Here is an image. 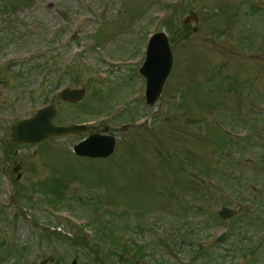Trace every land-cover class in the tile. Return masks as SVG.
<instances>
[{
    "label": "rangeland",
    "instance_id": "obj_1",
    "mask_svg": "<svg viewBox=\"0 0 264 264\" xmlns=\"http://www.w3.org/2000/svg\"><path fill=\"white\" fill-rule=\"evenodd\" d=\"M161 31L173 67L148 106L138 72ZM65 86L84 99L63 102ZM47 105L56 125L112 135L114 153L76 156L88 132L17 143L13 125ZM17 151L59 188L58 210L30 213L75 228L89 264H264V0H0V159ZM13 213L0 236L35 255L42 233Z\"/></svg>",
    "mask_w": 264,
    "mask_h": 264
},
{
    "label": "flooded vegetation",
    "instance_id": "obj_2",
    "mask_svg": "<svg viewBox=\"0 0 264 264\" xmlns=\"http://www.w3.org/2000/svg\"><path fill=\"white\" fill-rule=\"evenodd\" d=\"M6 156V155H5ZM39 163L38 160L35 161L34 166ZM28 165L25 158L19 155L18 151L16 152V157L9 160L7 156L4 161L0 159V184L2 185V192L0 186V217L3 222L8 220L4 219V212L13 213L10 216V221L12 224H16L17 218H22L26 223L31 224L35 229L41 228V224L48 226V222H42L40 219L36 218L30 213L31 205L42 209L43 201L38 199V194L50 193L53 191V188L50 186L51 183H54L52 179H47V177L42 180L39 178L42 173L41 170H27ZM42 191V192H41ZM29 192V193H27ZM25 211V213H24ZM39 222L40 226L36 225L34 221ZM45 221H51L46 219ZM20 224V223H19ZM18 225V224H17ZM42 247L39 248L35 255H33L29 250H1L0 249V264H3L5 259H12L13 264H40L44 259L50 258L47 264H89L90 257L86 255L85 257L82 253L88 254L91 253L89 242L84 238H77V235H70L69 238L67 235H62L57 232V230L50 229H41ZM14 235V234H13ZM10 237V236H9ZM9 237L6 238V243L9 244ZM16 236L14 235V241ZM44 242H43V241ZM63 242L64 247L62 250H59V246H53L47 248V243H60ZM5 241H2L4 244ZM71 245H74L80 248L83 251H70ZM6 248V245H3ZM14 247V242L12 244ZM54 248V250L52 249ZM95 254H98L95 251ZM81 259V261H79ZM18 260V261H17ZM97 261L101 262L99 258ZM102 263V262H101Z\"/></svg>",
    "mask_w": 264,
    "mask_h": 264
},
{
    "label": "water",
    "instance_id": "obj_3",
    "mask_svg": "<svg viewBox=\"0 0 264 264\" xmlns=\"http://www.w3.org/2000/svg\"><path fill=\"white\" fill-rule=\"evenodd\" d=\"M172 52L165 33L155 34L149 41L146 60L140 74L147 80L146 101L153 105L161 95L164 83L172 68ZM84 96L83 90H64L60 97L69 102L80 101ZM56 110L51 106L37 112L34 118L23 120L14 128L16 138L20 141L39 142L53 136L71 133H82L86 126L55 127L52 119ZM115 148V139L109 135H93L74 147V151L81 156L108 157ZM237 208L235 211H238ZM233 210L223 208L220 215L230 217ZM222 239V238H220Z\"/></svg>",
    "mask_w": 264,
    "mask_h": 264
}]
</instances>
